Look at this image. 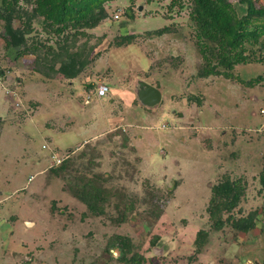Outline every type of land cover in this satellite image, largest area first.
Returning a JSON list of instances; mask_svg holds the SVG:
<instances>
[{
  "label": "rangeland",
  "instance_id": "rangeland-1",
  "mask_svg": "<svg viewBox=\"0 0 264 264\" xmlns=\"http://www.w3.org/2000/svg\"><path fill=\"white\" fill-rule=\"evenodd\" d=\"M34 7L0 4V264H263L264 35L230 51L192 0H102L61 32Z\"/></svg>",
  "mask_w": 264,
  "mask_h": 264
},
{
  "label": "trees",
  "instance_id": "trees-1",
  "mask_svg": "<svg viewBox=\"0 0 264 264\" xmlns=\"http://www.w3.org/2000/svg\"><path fill=\"white\" fill-rule=\"evenodd\" d=\"M5 1L6 0H0V4H3ZM34 1L35 12L47 21V23L50 22L51 24L56 25L55 32H61V30H64L68 26H92L105 16L99 11L100 2L102 0ZM192 1L193 20L196 21L201 35H208L211 39L218 38L219 40L225 41L230 51L241 46V43L248 38L256 39L259 38V36L264 35V9L256 8L253 0H238L241 4L245 5L246 9L245 13L241 16L237 15L236 10L227 0ZM88 21H91V23H87ZM133 39L134 35H125L121 38L120 42L122 44H129ZM6 44H9V42L6 41ZM201 52H204L203 49ZM61 70L62 69L60 68V71ZM86 88L88 90L91 89L90 85H86ZM260 182L264 188V174L261 175ZM86 187L87 191L85 194L89 197L95 190L97 192V195L95 193L92 195V203L90 204V207H93L94 205H97V199L100 198L98 197L99 190L92 182H86ZM234 189L235 185L227 182L214 187L215 194L218 193L217 196L221 197V201L218 200V202H221V207L227 209L231 203L236 202L237 194L233 191ZM229 194H231V196H229ZM228 198L231 199L230 202L222 201L223 199ZM100 199L102 200V198ZM243 224L244 223H241L239 227H242ZM249 224L251 226V223ZM119 239L120 242L117 243L119 246L127 247L129 245L128 241L123 242L126 238L119 237Z\"/></svg>",
  "mask_w": 264,
  "mask_h": 264
},
{
  "label": "water",
  "instance_id": "water-1",
  "mask_svg": "<svg viewBox=\"0 0 264 264\" xmlns=\"http://www.w3.org/2000/svg\"><path fill=\"white\" fill-rule=\"evenodd\" d=\"M135 95L137 101L144 106H155L160 102V92L143 80H137L135 84ZM32 225V222L30 221Z\"/></svg>",
  "mask_w": 264,
  "mask_h": 264
},
{
  "label": "built area",
  "instance_id": "built-area-1",
  "mask_svg": "<svg viewBox=\"0 0 264 264\" xmlns=\"http://www.w3.org/2000/svg\"><path fill=\"white\" fill-rule=\"evenodd\" d=\"M114 17L115 18H118V15L117 14H115L114 15ZM108 92V87H107V85H105V84H98L95 88H94V94L96 95V97H103V96H105L106 95V93ZM52 159H53V163H52V165L53 164H55V165H59V164H61V162L65 159V157L63 158H60V157H58V156H56V155H52ZM32 177H30L29 178V180L31 179Z\"/></svg>",
  "mask_w": 264,
  "mask_h": 264
},
{
  "label": "crops",
  "instance_id": "crops-1",
  "mask_svg": "<svg viewBox=\"0 0 264 264\" xmlns=\"http://www.w3.org/2000/svg\"><path fill=\"white\" fill-rule=\"evenodd\" d=\"M78 78V77H77ZM75 81V78H72V79H69V78H67L66 79V82L70 85V84H72L73 82ZM91 87H92V83H91V85H90ZM108 87V86H107ZM111 91V89L108 87V92L106 93V95L105 96H103V97H106V99L105 100H107V102H109V101H111L112 100V98H113V95L110 93L109 94V92ZM92 96L93 97H96V95L92 92ZM109 94V95H108ZM107 96H108V98H107ZM112 96V97H111ZM103 97H96L97 99H98V105L100 104L101 106L103 105L102 104V102H103V100H101ZM90 98H91V95H89V94H86L85 95V98H84V104H89V100H90ZM111 105H113V102L111 101L110 102V104H109V106H111ZM108 105H105V108L107 107ZM102 108V107H101ZM68 121H70V120H68ZM92 121V120H91ZM67 123V122H66ZM74 123V122H73ZM72 123V124H73ZM71 124V125H72ZM70 125V126H71ZM69 126V127H70ZM69 127H67V128H69ZM86 128V127H85ZM84 141H86V140H84ZM246 263H248V262H246Z\"/></svg>",
  "mask_w": 264,
  "mask_h": 264
}]
</instances>
